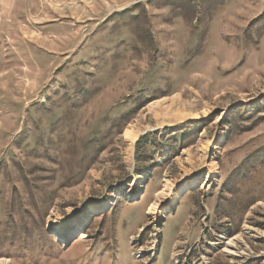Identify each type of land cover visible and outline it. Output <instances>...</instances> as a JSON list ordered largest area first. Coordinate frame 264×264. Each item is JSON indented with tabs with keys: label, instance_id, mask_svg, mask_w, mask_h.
<instances>
[{
	"label": "rangeland",
	"instance_id": "obj_1",
	"mask_svg": "<svg viewBox=\"0 0 264 264\" xmlns=\"http://www.w3.org/2000/svg\"><path fill=\"white\" fill-rule=\"evenodd\" d=\"M2 260L264 264V0H0Z\"/></svg>",
	"mask_w": 264,
	"mask_h": 264
},
{
	"label": "bare ground",
	"instance_id": "obj_2",
	"mask_svg": "<svg viewBox=\"0 0 264 264\" xmlns=\"http://www.w3.org/2000/svg\"><path fill=\"white\" fill-rule=\"evenodd\" d=\"M175 104V102H173V105L171 104L170 105V108H171V110L174 108L173 106H175L174 105ZM158 106V105H157ZM156 106V107H157ZM154 108H155V106H154ZM157 110H158V114L159 115H162V113H159V112H161V110L159 109V107L157 108ZM168 112H170L169 110H168ZM167 112V113H168ZM177 113V114H176ZM175 114L176 115H178V111L176 110L175 111ZM169 116V115H168ZM135 136H136V133L134 132V129L132 128V127H130V128H128L127 130H126V132H125V137L126 138H128V139H134L135 138ZM168 185V184H167ZM166 185V186H167ZM155 209V206L154 205H152V207L150 208V210H149V212L152 214L153 213V210ZM237 241V238H234V239H232V240H230L228 243H227V247H226V252L228 253V254H230V255H235L236 254V251H235V249H236V242ZM8 263V261L7 260H2L1 262H0V264H7Z\"/></svg>",
	"mask_w": 264,
	"mask_h": 264
},
{
	"label": "trees",
	"instance_id": "obj_3",
	"mask_svg": "<svg viewBox=\"0 0 264 264\" xmlns=\"http://www.w3.org/2000/svg\"><path fill=\"white\" fill-rule=\"evenodd\" d=\"M143 140H144V139H141V140L138 142L139 144L137 145V148L140 147V144L143 143Z\"/></svg>",
	"mask_w": 264,
	"mask_h": 264
}]
</instances>
